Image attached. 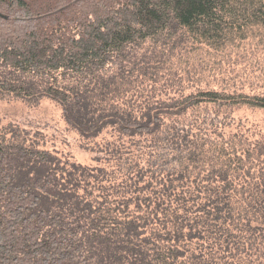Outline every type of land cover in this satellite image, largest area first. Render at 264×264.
<instances>
[{
	"label": "trees",
	"instance_id": "1",
	"mask_svg": "<svg viewBox=\"0 0 264 264\" xmlns=\"http://www.w3.org/2000/svg\"><path fill=\"white\" fill-rule=\"evenodd\" d=\"M263 42L264 0H0V94L96 149L0 124V264H260Z\"/></svg>",
	"mask_w": 264,
	"mask_h": 264
},
{
	"label": "rangeland",
	"instance_id": "2",
	"mask_svg": "<svg viewBox=\"0 0 264 264\" xmlns=\"http://www.w3.org/2000/svg\"><path fill=\"white\" fill-rule=\"evenodd\" d=\"M261 50L258 51L260 70L255 72V77H246L248 70L246 65L252 64V57L249 60H244L235 54L230 55L229 63L236 61L233 73H226V77L239 81L240 84L250 85V88H259V85H264V42L261 45ZM241 55V53H237ZM246 57V58H247ZM254 61V62H255ZM230 68L231 65H230ZM256 68V67H255ZM240 69V70H239ZM249 69V68H248ZM253 70V69H249ZM241 71V72H240ZM239 72V73H238ZM225 74V73H224ZM238 74V75H237ZM240 75V76H239ZM224 76V78H226ZM248 90V89H247ZM235 117L241 116L251 121L259 122L264 125V111L240 106L233 111ZM16 124L30 129L32 132H39L43 136V141L46 146L54 149L59 155H65L73 160L80 162L91 163L92 156L96 154V149L91 145L90 140L82 138L79 133L73 129L63 118L61 108L58 103L50 98L39 99H23L13 96L0 94V124ZM40 134H38L40 136ZM260 240H263L264 232ZM264 243V241H263ZM260 264H264V255Z\"/></svg>",
	"mask_w": 264,
	"mask_h": 264
}]
</instances>
